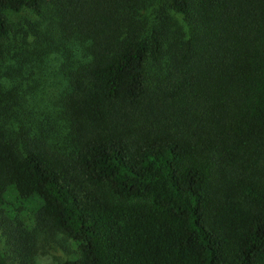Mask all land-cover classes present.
Here are the masks:
<instances>
[{"label":"trees","instance_id":"trees-1","mask_svg":"<svg viewBox=\"0 0 264 264\" xmlns=\"http://www.w3.org/2000/svg\"><path fill=\"white\" fill-rule=\"evenodd\" d=\"M39 228L57 264H264V0H0V264Z\"/></svg>","mask_w":264,"mask_h":264},{"label":"rangeland","instance_id":"rangeland-1","mask_svg":"<svg viewBox=\"0 0 264 264\" xmlns=\"http://www.w3.org/2000/svg\"><path fill=\"white\" fill-rule=\"evenodd\" d=\"M37 20L26 10L11 16L9 37L12 39L10 42L12 50H25L29 47L27 44L33 37V34H29V30H42V22ZM57 67L55 61L46 59L43 64L33 63L32 66L26 68V73L32 71L34 81L38 82L42 79L40 83L38 82L40 86L34 89V95L37 99L43 98L46 105L43 107L50 113L56 108V105L50 103L56 97L55 94L64 87L63 78ZM32 245V251L24 264H57L74 252L73 245L68 238L60 232H50L46 228H39L35 231Z\"/></svg>","mask_w":264,"mask_h":264}]
</instances>
